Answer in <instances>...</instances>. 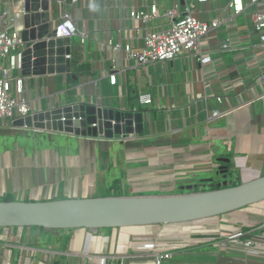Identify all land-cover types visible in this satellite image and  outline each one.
Returning <instances> with one entry per match:
<instances>
[{"label":"crops","instance_id":"obj_1","mask_svg":"<svg viewBox=\"0 0 264 264\" xmlns=\"http://www.w3.org/2000/svg\"><path fill=\"white\" fill-rule=\"evenodd\" d=\"M193 1L82 0L72 9L79 31L71 39L72 74L28 77L33 109L42 112L99 103L116 111L136 110L143 114L144 132L124 140L116 136L114 141H102L39 133L14 125L0 128V201L95 198L108 192H119L120 196L176 194L177 188L195 186L201 191L215 182L227 181L233 186L264 175V52L253 32L248 0H244L246 10L234 18L227 11L231 0L199 7L202 20L221 22L201 41V52L212 58L208 64L183 53L174 61L138 67L115 50L125 43L140 47L148 30L168 27V13L175 5L183 16ZM0 2L6 11L17 9L18 0ZM152 5H156L158 16L147 26L130 18L131 12H148ZM52 9L53 22L62 6L54 3ZM17 23L22 31L23 20L19 18ZM114 68L116 85L109 78ZM149 99L150 105L145 103ZM214 113L219 116L213 117ZM221 166L228 169L226 180L223 176L215 179L214 171ZM238 227L259 240L264 233V202L189 224L108 233L0 229V247L5 241L19 239L68 253L128 255L141 239L158 241L166 248L168 243L185 244L173 250L165 264H264V249L251 255L220 244ZM20 256V251H13L9 264H19ZM3 260L2 252L0 264ZM30 264H82V260L62 256L51 262L36 255ZM112 264L134 263L118 260Z\"/></svg>","mask_w":264,"mask_h":264},{"label":"water","instance_id":"obj_2","mask_svg":"<svg viewBox=\"0 0 264 264\" xmlns=\"http://www.w3.org/2000/svg\"><path fill=\"white\" fill-rule=\"evenodd\" d=\"M22 40L23 76L71 75V39H55L49 3L25 1ZM143 114L95 104H74L42 111L14 122L17 129L114 141L144 132ZM223 163L230 160L222 159ZM221 166L217 175L227 179ZM188 193L63 199L45 202L0 201V229L49 231L143 228L209 220L264 202V175L237 186L218 182L215 190Z\"/></svg>","mask_w":264,"mask_h":264},{"label":"built area","instance_id":"obj_3","mask_svg":"<svg viewBox=\"0 0 264 264\" xmlns=\"http://www.w3.org/2000/svg\"><path fill=\"white\" fill-rule=\"evenodd\" d=\"M25 1L18 0L16 6L17 9L20 7L21 9L19 12L15 9L13 13L4 10L0 2V128H10L16 120L39 113L35 112L29 98V78L22 74L23 52L26 46L22 40V31L18 29L17 21L26 15ZM40 1L49 3L50 14L53 11L54 3L62 6L58 19L52 22L55 39H73L79 35L72 9L82 0ZM216 1L194 0L187 7L183 16L179 5H175L168 13L170 24L166 29L156 32L148 30L143 36L142 45L138 48H135L131 43H125L117 45L115 50L120 51L124 59L135 61L138 67L174 61L183 53L197 58L202 65L208 64L212 58L201 52V41L217 30L221 26V22L220 20L212 22L202 20L199 17V7ZM247 7L252 12L253 32L259 37L264 52V0H248ZM245 10L244 0H231L227 6V11L233 18ZM129 16L147 26L150 20L158 16V9L156 5H152L148 12L133 11ZM84 39L85 36H83L82 42L85 41ZM228 45L229 43H226L224 47L227 48ZM116 70L114 68L113 73L109 75L112 85L117 84V77L114 73ZM151 102L149 99L145 103L150 105ZM218 116L219 113L213 114L215 118ZM121 138L124 140L126 137ZM8 230L5 229V231ZM134 244V252L128 255L109 253L108 251L68 253L56 250L52 246L38 247L14 239L3 243L0 247V256L3 252L4 264L11 262L15 250L21 253L19 264H22L23 261L24 264H28V262L30 264L36 255H39L43 261L51 262L66 256L81 259L82 264H112L118 260L122 262L128 260L134 264H165L172 258L173 250L178 249V246L185 247V244L168 243L166 248L161 246L158 241L145 242L141 239ZM220 244L230 250H242L247 254L258 255L264 249V233L259 240H254L248 237L243 227H238L233 233L225 235ZM104 246L109 247V244L104 243Z\"/></svg>","mask_w":264,"mask_h":264},{"label":"rangeland","instance_id":"obj_4","mask_svg":"<svg viewBox=\"0 0 264 264\" xmlns=\"http://www.w3.org/2000/svg\"><path fill=\"white\" fill-rule=\"evenodd\" d=\"M215 172V179L216 180H220V176L219 175H217V172L216 171H214ZM218 182V181H217ZM215 184H217L216 182H215ZM204 190V189H203ZM205 190H209V188L208 189H205ZM119 193V192H118ZM117 193V194H118ZM175 193L176 194H183V193H188V191L187 190H181L180 188H177V190L175 191ZM106 194H109V192L108 193H106ZM113 194H116V193H113ZM121 194V193H120ZM102 232H105V233H108V232H110L111 231V229H104V230H101Z\"/></svg>","mask_w":264,"mask_h":264},{"label":"trees","instance_id":"obj_5","mask_svg":"<svg viewBox=\"0 0 264 264\" xmlns=\"http://www.w3.org/2000/svg\"><path fill=\"white\" fill-rule=\"evenodd\" d=\"M83 70V69H82ZM80 72H81V70H80ZM240 183H236V184H234L233 186H237V185H239ZM216 189V185H214V186H212V187H210L209 188V190H201V191H210V190H215ZM111 196H120V194L118 193H116V194H113V193H109V194H107L106 195V197H111ZM4 201H12L10 198H6Z\"/></svg>","mask_w":264,"mask_h":264}]
</instances>
